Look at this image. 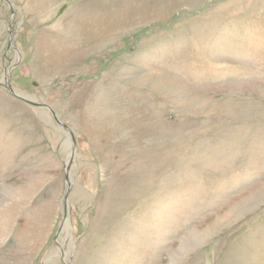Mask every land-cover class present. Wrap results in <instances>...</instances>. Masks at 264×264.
<instances>
[{
  "label": "rangeland",
  "instance_id": "1",
  "mask_svg": "<svg viewBox=\"0 0 264 264\" xmlns=\"http://www.w3.org/2000/svg\"><path fill=\"white\" fill-rule=\"evenodd\" d=\"M6 75L0 264H264V0H0Z\"/></svg>",
  "mask_w": 264,
  "mask_h": 264
},
{
  "label": "water",
  "instance_id": "2",
  "mask_svg": "<svg viewBox=\"0 0 264 264\" xmlns=\"http://www.w3.org/2000/svg\"><path fill=\"white\" fill-rule=\"evenodd\" d=\"M2 85H3V84H2ZM8 85H9L10 89H9L8 87H5L4 85H3V86H4V88H5L8 92H10L13 96H16V93L14 92V90L12 89V87L10 86L9 82H8ZM7 88H8V89H7ZM16 97H17V96H16ZM17 98L21 99V100L24 101V102H27L28 104L32 105L33 107L36 106V107H39V108L44 107V108H49V109H51V108H50L48 105H46L45 103L32 102V101H30V100H26L25 98H21V97H17ZM51 112H52V114H53V116H54L55 121L58 122V124L63 125V123L57 118L55 112H53L52 109H51ZM64 128L66 129V131L69 130V127H68V126H65V125H64ZM68 132H69V131H68ZM70 134H72V133H70ZM72 139H73V138H72ZM73 142H74V146H75V145H76V140H75V138L73 139ZM73 152H75V149H74ZM67 174H69V172H67ZM70 187H71V183H70V181L68 180V191H69ZM66 200H67V198H66Z\"/></svg>",
  "mask_w": 264,
  "mask_h": 264
},
{
  "label": "bare ground",
  "instance_id": "3",
  "mask_svg": "<svg viewBox=\"0 0 264 264\" xmlns=\"http://www.w3.org/2000/svg\"><path fill=\"white\" fill-rule=\"evenodd\" d=\"M8 77H9V75H8V76L6 75V77H5L4 79L0 80V84H3L5 87H8V88L10 89V87H9V85H8V82L6 81V79H8ZM1 82H4V83H1ZM8 88H7V89H8ZM14 92H15V91H14ZM15 93H16V92H15ZM16 96H17V97H21V98H25V97H26V96L23 97V96L19 95L18 93H16ZM25 99H26V100H30L28 97H26ZM30 101H32V100H30ZM32 102H33V101H32ZM25 103L28 104L27 102H25ZM28 105H30V104H28ZM30 106H32V105H30ZM34 107H36V106H34ZM42 108H44V107H42ZM45 109H48V110L50 111V113L52 114L51 109H49V108H45ZM52 116H53V114H52ZM53 118H54V116H53ZM57 123H58V122H57ZM68 131H69V132H68ZM68 131H67V132H68L69 134L72 133V132L70 131V129H69ZM70 136H71V138H73V139L75 138L74 135H73V133L70 134ZM73 139H72V140H73ZM73 146H74V142H73ZM75 146H76V145H75ZM75 146H74V149H75ZM235 214H236V212L231 211L230 214H229V217H232V216H234ZM229 217H228V218H229ZM228 218H227V219H228ZM66 223H67V222H66ZM217 225H218V224H217ZM190 243H191V242H188V243L186 242V243H185V247H186V245L189 246ZM64 260H65V262L68 263V260H69V259L66 257V258H64Z\"/></svg>",
  "mask_w": 264,
  "mask_h": 264
}]
</instances>
